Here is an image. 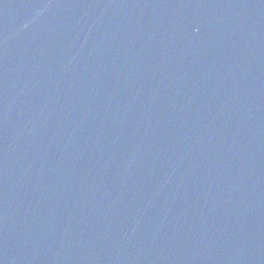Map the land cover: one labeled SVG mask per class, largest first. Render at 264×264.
<instances>
[{
    "label": "water",
    "instance_id": "water-1",
    "mask_svg": "<svg viewBox=\"0 0 264 264\" xmlns=\"http://www.w3.org/2000/svg\"><path fill=\"white\" fill-rule=\"evenodd\" d=\"M0 264H264V0H0Z\"/></svg>",
    "mask_w": 264,
    "mask_h": 264
}]
</instances>
